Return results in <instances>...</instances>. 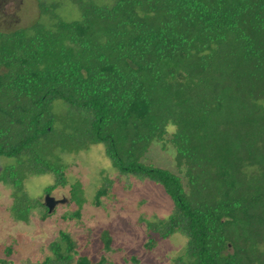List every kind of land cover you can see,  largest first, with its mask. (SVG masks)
<instances>
[{"label":"trees","instance_id":"16d2710c","mask_svg":"<svg viewBox=\"0 0 264 264\" xmlns=\"http://www.w3.org/2000/svg\"><path fill=\"white\" fill-rule=\"evenodd\" d=\"M37 4L43 20L0 30V183L11 218L27 223L29 176L67 185L61 153L101 144L118 176L162 187L166 219L146 230L185 238L171 264H264V0H67ZM170 144L182 176L144 163ZM113 187L103 178L94 200ZM79 218V181L70 185ZM103 249L113 252L108 231ZM154 242L149 240L148 248ZM59 230L40 258L19 264H106ZM9 253V250H7ZM0 264H13L0 258Z\"/></svg>","mask_w":264,"mask_h":264},{"label":"rangeland","instance_id":"374dc122","mask_svg":"<svg viewBox=\"0 0 264 264\" xmlns=\"http://www.w3.org/2000/svg\"><path fill=\"white\" fill-rule=\"evenodd\" d=\"M39 1L42 0H0V30L43 20L37 10ZM43 1L58 3L65 18L75 16L67 0ZM173 130L169 126L165 139L154 141L142 161L182 176L183 170L176 167L175 149L169 141ZM60 156L66 166L67 185L56 188L49 195L54 204L47 216H44V209L36 207L27 223L14 221L10 214L12 190L0 183V258L11 260L13 264L25 259L36 261L40 258L41 246L50 242L59 230L70 232L79 243L80 255L93 261L103 258L106 264H171L183 254L185 238L181 234L160 239L146 230V222L166 219L169 215L171 201L161 186L130 176H118L101 144ZM11 163L12 159L1 157L0 171ZM105 177L113 180V187L101 197L100 204H96L94 195ZM76 181L81 183L85 203L80 217L72 218L69 215L76 206L70 202V185ZM51 184L50 175L29 176L24 181V189L31 200L44 204V189ZM104 230L112 239L113 252L103 249L100 234ZM149 240L154 242L150 249L147 247Z\"/></svg>","mask_w":264,"mask_h":264},{"label":"water","instance_id":"95a60500","mask_svg":"<svg viewBox=\"0 0 264 264\" xmlns=\"http://www.w3.org/2000/svg\"><path fill=\"white\" fill-rule=\"evenodd\" d=\"M44 204L48 208V212L50 213L51 208H52V206L54 204V201H53V199L51 197H49V195H46Z\"/></svg>","mask_w":264,"mask_h":264}]
</instances>
